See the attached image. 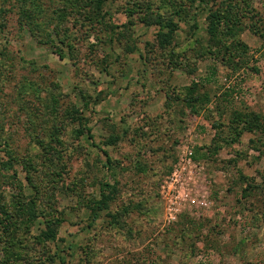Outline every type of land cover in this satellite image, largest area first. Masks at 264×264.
<instances>
[{
	"label": "rangeland",
	"instance_id": "374dc122",
	"mask_svg": "<svg viewBox=\"0 0 264 264\" xmlns=\"http://www.w3.org/2000/svg\"><path fill=\"white\" fill-rule=\"evenodd\" d=\"M103 12L0 0V197L40 212L18 232L0 221V264H264V123L244 122L264 118V0Z\"/></svg>",
	"mask_w": 264,
	"mask_h": 264
},
{
	"label": "trees",
	"instance_id": "16d2710c",
	"mask_svg": "<svg viewBox=\"0 0 264 264\" xmlns=\"http://www.w3.org/2000/svg\"><path fill=\"white\" fill-rule=\"evenodd\" d=\"M106 0H66V11L71 5L72 8L76 9L79 12H83L85 7L90 5H95L96 12L98 16L102 19H105L106 15L103 12V8ZM204 1V0H202ZM65 2V0H64ZM210 25L209 31L211 34H216V24L221 21V13L219 11L213 12L210 16ZM163 29L158 33L159 44L162 48H166L170 46L175 38L176 33L179 30V26L174 21H169L162 25ZM56 32H59L56 30ZM58 36L59 34L56 33ZM45 44H48L46 42ZM70 46V45H69ZM62 57L64 55H61ZM233 91L226 92L224 96H231ZM246 117L245 121L246 126H248V130H253L252 125L256 128V130L262 132L263 131V123L264 118L261 115L254 113H245ZM263 120V121H262ZM252 124V125H251ZM247 130V129H246ZM107 156V160L105 166L110 169L111 159L108 156V153L104 151ZM197 159V157H196ZM117 193V182L115 181L113 184L109 182H105L101 188V198L93 206V220H96L99 217V212L104 210L107 204L114 199L115 194ZM13 205V204H12ZM25 209H24V207ZM0 211L4 215V219L0 220L1 222H6L10 226L14 227V231L18 232L21 227L29 228L33 225L38 218L40 217V212L38 211V207L35 204V201L31 199V202L28 204H22L18 201L16 204L14 203L13 208H9L7 204H5L0 197ZM58 226H59V218L55 219L50 217L45 221V227L42 229L41 233L38 235V239L40 243H46L55 241L58 235ZM10 253L8 252V255Z\"/></svg>",
	"mask_w": 264,
	"mask_h": 264
},
{
	"label": "built area",
	"instance_id": "2783aa9c",
	"mask_svg": "<svg viewBox=\"0 0 264 264\" xmlns=\"http://www.w3.org/2000/svg\"><path fill=\"white\" fill-rule=\"evenodd\" d=\"M177 198H179V196H177L176 199H177ZM173 203H174V202H173ZM175 205H176V204H175ZM170 214H171V216H173V219H172V220H174V219H175V216H176L175 213H170Z\"/></svg>",
	"mask_w": 264,
	"mask_h": 264
}]
</instances>
